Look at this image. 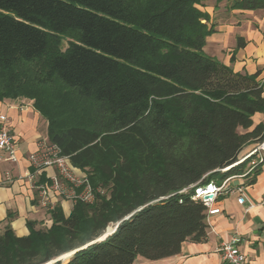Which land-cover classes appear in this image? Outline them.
Wrapping results in <instances>:
<instances>
[{"label":"trees","instance_id":"obj_1","mask_svg":"<svg viewBox=\"0 0 264 264\" xmlns=\"http://www.w3.org/2000/svg\"><path fill=\"white\" fill-rule=\"evenodd\" d=\"M205 1L0 0V100L32 99L48 141L95 194L73 200L69 215L49 206L51 226L29 221L27 236L9 213L0 264H49L74 251L52 264H134L207 239L196 188L254 157L239 162L264 140V122L248 130L264 113V87L204 52L216 32ZM230 1L229 10L264 12V0Z\"/></svg>","mask_w":264,"mask_h":264},{"label":"crops","instance_id":"obj_2","mask_svg":"<svg viewBox=\"0 0 264 264\" xmlns=\"http://www.w3.org/2000/svg\"><path fill=\"white\" fill-rule=\"evenodd\" d=\"M230 0H206L208 11L216 24V32L209 35L204 52L230 66L241 74H258L264 87V12L262 10H229ZM243 45H238L239 39ZM0 114L8 118V125L18 145V161L0 159V222H7L8 214L14 216L11 225L18 236L29 234L28 222L38 226H51L47 212L49 206L61 203L69 215L73 200L66 198L54 187L59 172L56 167L43 169L36 178L29 176V155L39 150L40 141H48V121L37 111L33 101L26 98L0 100ZM254 129L264 122V113L253 116ZM243 129V128H242ZM247 130L243 129L244 133ZM258 143H249L240 155L244 162ZM0 154L5 151L0 149ZM78 176L86 172L75 167ZM44 173V179L41 174ZM214 202L222 212L207 218V239L203 242L185 241L177 255L149 260L138 257L134 264H225L221 247L223 242L239 238L238 246L252 264H264V208L259 205L264 198V161L255 167L250 162L240 174L228 177ZM47 190V193L44 191ZM243 193L244 204L238 202Z\"/></svg>","mask_w":264,"mask_h":264},{"label":"built area","instance_id":"obj_3","mask_svg":"<svg viewBox=\"0 0 264 264\" xmlns=\"http://www.w3.org/2000/svg\"><path fill=\"white\" fill-rule=\"evenodd\" d=\"M0 149L5 151V155L0 154V159L16 162L18 161V145L14 135L11 133L8 125V118L4 114H0ZM254 156L251 161V167L257 166L264 161V140L259 142L255 149L246 157ZM31 178H36L43 169L48 167H56L59 172V177L54 179V187L68 199H81L85 202H92L95 194L88 180L87 175L78 176L74 172V166L67 156L61 154L60 149L51 144L47 140L40 141L39 150L29 155ZM241 162V161H239ZM82 187L81 191L77 188ZM223 189V185L210 183L205 187L196 188L195 198L203 200L208 207L207 218L210 215L219 214L222 212L220 207H215L214 202L217 195ZM47 193V190L44 191ZM246 201L243 193L238 198L240 204ZM259 205L264 208V198L260 200ZM240 239L234 238L231 241L223 242L221 247L222 258L225 264H252L248 256L238 246Z\"/></svg>","mask_w":264,"mask_h":264},{"label":"rangeland","instance_id":"obj_4","mask_svg":"<svg viewBox=\"0 0 264 264\" xmlns=\"http://www.w3.org/2000/svg\"><path fill=\"white\" fill-rule=\"evenodd\" d=\"M68 40L67 39H64L63 41H62V48L63 49H65L67 46H68ZM19 98H26V97H19ZM26 99H29V98H26ZM30 100H32V99H30ZM33 101V100H32ZM243 129L242 128H240V132L242 131ZM68 257L69 256H61L60 257V260H62L63 262L64 261H66L67 259H68ZM57 260V259H56ZM55 261V260H54Z\"/></svg>","mask_w":264,"mask_h":264},{"label":"water","instance_id":"obj_5","mask_svg":"<svg viewBox=\"0 0 264 264\" xmlns=\"http://www.w3.org/2000/svg\"><path fill=\"white\" fill-rule=\"evenodd\" d=\"M108 234L109 233H107L106 235H104L102 238H100L99 240H102V239H104L105 237H107L108 236ZM75 253V251L74 252H72L69 256H71V255H73ZM58 260H60V258H58L57 260H55V261H53V262H51V263H49V264H52V263H54V262H56V261H58Z\"/></svg>","mask_w":264,"mask_h":264}]
</instances>
